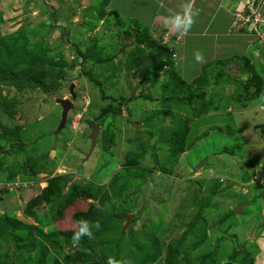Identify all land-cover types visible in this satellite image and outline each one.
Masks as SVG:
<instances>
[{"label": "rangeland", "instance_id": "obj_1", "mask_svg": "<svg viewBox=\"0 0 264 264\" xmlns=\"http://www.w3.org/2000/svg\"><path fill=\"white\" fill-rule=\"evenodd\" d=\"M99 1L0 0L3 19L0 38L26 34L29 47L40 44L49 50L52 58L61 62L63 73V78L50 94L37 88H26L17 93L12 87L7 91L9 87L0 82L1 96L7 101L17 99L14 118L0 108V133L19 126V135L28 145L19 154L12 151L7 155V160L15 165L12 171L17 174L18 188L7 184L2 173L8 174L9 171L0 169V219L14 217L27 225L25 229L12 228L11 232L0 237V264H40L42 261L43 264H107L109 258L105 262L100 258L98 261H83L88 250L73 245L70 240L65 241L67 233L78 230L74 215L95 214L97 200L76 196L62 210L61 219L55 220L56 202H45L42 190L48 186L47 180L58 173L66 175V181H71L68 187L63 188V194L74 183L106 187L114 174L124 173L128 153L134 152L142 141L150 151L138 169L129 170L134 185L119 198L109 196L113 209L109 208L110 203L104 205L106 211L113 212L116 220L120 215L132 216L129 223L125 219L120 220L123 242L112 258L121 264H140L144 258L139 253L140 245L149 250L156 242L161 254L152 264H164L167 252L174 244H178V255L165 264H229L230 261L233 262L231 264H247V260L252 264H264V143L255 128L256 125H264V111L258 108L261 96L245 107L246 99L237 95L238 92L243 95V90H237L236 84L249 76L243 63L228 64L227 70L214 63L207 70L209 82L206 86L197 88V83L191 84L193 94L205 91L204 101L213 102L218 107L216 111L212 109L192 120L185 151L171 159L167 142L171 134L169 128L175 116L187 117L188 114L184 110L166 109L168 105L161 103L163 96L169 95L161 86L165 76L158 77L162 72H153L147 65L148 69H141L143 74L132 70L133 76L125 69L117 68V62H125L130 49L126 47L119 51L122 44L129 42L123 38L125 33L144 23L145 15L132 10L133 5H127L126 0H109L104 14L99 17ZM235 8L233 5L232 11ZM111 11L119 14L120 23L108 15ZM134 15L141 19L140 24L134 20ZM147 30L150 37L161 45L171 35L166 30L162 35L155 30L154 33ZM257 42L248 54L239 53L242 55H235L233 59H246L263 78L264 55L261 53L264 54V46L257 45ZM94 45L101 56L113 57L111 62L103 64V68L88 61L81 66V59L77 57L76 47L87 53V49L94 51ZM253 50L256 55L260 54L257 61ZM146 51L149 55V49ZM154 60L149 58L146 64ZM110 65L116 67L115 72ZM87 71L98 81H105L106 76L114 74V78L104 82L106 95L118 100L135 95L138 100L129 103L131 114L123 110L120 116L102 117L100 113L108 106L109 100L101 98L99 89L86 76ZM183 93L179 92L175 99L186 94ZM60 100L72 104L62 125ZM162 112L170 115L163 116ZM148 115L154 116L159 123L151 126L147 124L149 120L142 122ZM88 121L100 126L97 144L92 151H89ZM134 123H141V131L149 135L147 139L137 138ZM105 130L114 137L109 152L103 149ZM244 132L248 133L246 138L241 136ZM150 154L158 157L160 166L166 168L168 174L160 171ZM31 156L38 160L46 156L48 168L30 176L27 158ZM140 169L146 170L142 173L144 177L139 176L135 180ZM149 169L155 170L154 173H149ZM254 176L261 181L252 182ZM34 198L40 202L31 209L35 214L32 217L25 213V209ZM244 202L247 204L241 213L236 214L234 210ZM105 215L101 211V216ZM212 227L219 231H213ZM36 229L48 238L39 237ZM29 233H34L37 238H32L33 244ZM183 233L185 239L182 238ZM21 237L24 242L20 241ZM43 250L46 251L45 256L42 255Z\"/></svg>", "mask_w": 264, "mask_h": 264}, {"label": "trees", "instance_id": "obj_2", "mask_svg": "<svg viewBox=\"0 0 264 264\" xmlns=\"http://www.w3.org/2000/svg\"><path fill=\"white\" fill-rule=\"evenodd\" d=\"M108 3L109 0L99 1V6L97 7V16L100 17L102 16V14H104L105 7ZM108 15H112L116 18L117 23H120L119 14L116 11H111L108 13ZM2 23V13L0 12V24ZM123 38H126V40L129 42L122 44L119 51L125 50L126 47H129L130 49L126 55L125 62H117V68L125 69V71L131 75H133L131 73L132 70L142 73L143 70L141 69H148L147 65L150 66L151 71L153 72H163L166 76V80L161 86L163 87V90L168 91L169 95L163 96L161 103L163 105H168L166 109H173L177 112L184 110L185 113L188 114L187 117H180V115L175 116L173 119L174 122L169 128L171 134L167 142L170 144V157L171 159L176 158V156H179L183 151H185L184 149L186 147V139L190 130L189 125L192 120L203 116L212 109L213 111H216L218 107L217 105H214L213 102L211 103L210 101H204V97L206 95L205 91L201 90L196 95L190 91V86H192L191 84L193 83H197V88H200L202 85L206 86V84H208L209 79L207 80L206 73L208 68L212 66V63L203 66L201 68L200 75L190 85H186L184 81L180 80V78L175 74L173 70L170 59L171 52L169 51V49L166 46L155 42L150 37V34L145 27L143 28L140 25L136 29H131L129 32L125 33ZM28 44L29 43L27 41L26 34L24 36L23 33H19L15 36L10 35L0 38V82L5 83L9 87L7 91H11L12 87H14V90L17 93L23 91L26 88H37L43 93L50 94L55 90V87H57V83H59V81L63 78V73H61L62 71L60 69V67H62V64L60 61H56L55 59H53L51 54H49L50 51L43 49L40 44L33 45L32 47H29ZM93 48H95L94 51H92L91 49H87L88 52L83 53L80 51L79 47H76L75 51L77 57L81 59V66L85 65V62L88 61L92 62L97 67L99 66L100 68H103L104 63H106L107 61H112L113 57L110 58V56H108L107 58H105L101 56L100 51L95 47V45L93 46ZM147 49H149V55H147ZM149 58L155 60L152 62L150 61L151 63L148 61V64H146V61ZM233 61L236 62V64H239V62L243 63L242 66L247 70L246 73L249 74L247 80L240 83L237 81L238 84H236L237 90L239 88H242L243 90V95L239 94L241 92H238L237 95L238 97L240 96L239 98L244 97L246 99L247 104H243L246 107L248 106V103L250 101H255L261 96L264 81L263 78L254 71V68L248 61H246V59L240 60V58H235L231 61H220L219 63H217V65H221L223 66V70H227L226 67L228 66V64H230V62ZM17 66L18 68L15 69ZM111 68L113 69V72L116 71V67L114 65ZM218 72L220 74V71ZM85 74L89 77L92 85L99 89L101 98L104 100H109L108 106L104 108L100 113L102 117L108 115H113L115 117L120 116L123 110H127L131 114L129 103H131L133 100H138V98L134 97L135 95L127 99L120 97L119 100L114 96L106 95L105 89L103 87L104 82H108L112 78H114V74L106 76L105 81H98L94 76H91L90 71H87ZM234 80H236V78ZM1 91L2 89L0 88V108H3V111H5L8 116L14 118L15 112H17L15 108L17 99L12 98L10 99V101H7L4 97L1 96ZM182 91L186 94L180 98L175 99L177 95L179 96V92L182 93ZM144 98L147 99V97ZM197 99H199V103H197ZM162 114L163 116L170 115V113L167 112H162ZM151 120H154L153 123H150ZM143 121H148L147 124L149 123L151 126H156L159 123L154 119V116L152 115L144 117L142 122ZM255 128L259 130L264 142V125H257L255 126ZM107 130L104 131L103 149L109 152L111 150L114 137L112 134H109ZM19 132L20 127L15 126L11 129H4L3 132L0 133V141L4 142L3 144L0 143V169L3 172L9 171L8 174L2 173V177L5 176L6 178L4 180L7 182L13 181L15 177H17V174L13 173V166L15 165L11 164L9 160H7V155H9L12 151H15V153L19 154L20 152H22V149L28 146L27 143L24 142L22 137L19 135ZM107 133L108 136H106ZM135 134L137 133L135 132ZM41 136H43V134ZM137 138L141 139V136H138L137 134ZM29 151V153L32 154L31 149ZM149 151L150 149L145 142H139L134 152H130L127 155V158L129 160L127 161L126 167L123 170L124 173L114 174L110 178L106 187H103V185H94L93 183L88 185H79V183H74L71 185L68 192H65L63 194V188L68 187L71 183V181L65 180V178L67 179L66 175L58 174L53 178L47 180L48 186L42 190V198H44V201L48 203L51 201L56 202V212L54 214L55 216H53V219L55 220L61 219L62 210L66 206H68L70 202L74 198H76V196L97 200L95 206L96 208L97 204L100 205V209L97 208L95 214H90L88 216L81 213H76L73 218L78 225V230L71 231L70 233H67L65 235V241L68 242V240H70L72 242V237L76 232L79 231V228L81 226L79 222L81 220L88 222V227L93 234V238L89 239L86 235L82 236L78 244L81 247H84L86 251L88 250V253H86L82 258L83 261L88 259L98 261L97 259L100 258L99 260L101 262H105L107 258L116 255V252L121 249V243L123 242V239H121L120 235V232L122 230L120 229L121 221L114 219V217L112 216L113 212H109L108 210L106 211L104 205H108V203H110V207H108L110 209H113V205H111L109 196L119 198L125 192H127L131 186L134 185V179L130 178L129 170L138 169L140 162L144 160L146 154L149 153ZM150 156L152 157L153 161L158 164L160 171L163 174H168V170L163 166H160L158 157L153 154H150ZM44 159L40 158L38 160L35 157L33 158V156L27 158L30 166L28 171L30 176L39 174L40 170H43V168L45 167L48 168V159L46 156H44ZM3 165H5V167H3ZM19 169H21V171L23 170L22 168ZM139 171L140 172L135 176V180L136 177H144L142 173L146 170L140 169ZM154 171L155 170L153 169H149V173L151 174L154 173ZM39 202V199H31L27 203L25 213L28 216L34 217L35 214L31 211V209L33 208V206L39 204ZM101 211L103 213H106L104 217L101 216ZM232 213L233 212L231 211L230 214ZM96 223H99V229L95 227ZM25 227H27V225L17 220L16 218L4 216L0 219V237L2 238L5 232H11L12 228L25 229ZM117 232H119L118 235ZM35 233H37L39 237H42L43 239H45V237L48 238V235H44L40 230L36 229ZM184 233L182 238L185 239ZM147 234L150 236L149 232H147ZM28 237H31L30 241H32L31 243L33 244L32 238H36L34 233H29ZM20 241L24 242L22 237ZM177 245L174 244L169 248L167 252L168 257H166L164 264L170 263L174 258H176V256L178 255ZM138 246L139 245H136L137 248ZM116 247L117 249L115 250L114 248ZM45 252V250L42 251L43 256H45ZM113 252L115 253L113 254ZM139 253L142 254V257L144 256L140 264H152L157 261L161 254L156 242L154 248H151L149 250H146L143 245H140ZM245 263L252 264V261L247 260ZM40 264H43V261L40 262Z\"/></svg>", "mask_w": 264, "mask_h": 264}, {"label": "crops", "instance_id": "obj_3", "mask_svg": "<svg viewBox=\"0 0 264 264\" xmlns=\"http://www.w3.org/2000/svg\"><path fill=\"white\" fill-rule=\"evenodd\" d=\"M126 1L127 5H133L132 10L144 13L145 22L141 24L139 23L141 19L133 16L138 24L149 29L151 33H154V30L160 35L165 30L171 33L166 41H162V44L171 49V54L175 55V57H171L173 70L186 85H190L200 75L203 66L209 63L217 64L220 61H231L235 55L244 54L245 56V53L248 54L249 50L254 48L255 42L252 37L237 31L233 26V0H195L193 7L198 10L199 15L187 33L175 30L171 23H166V18L170 14L182 13V5L188 0ZM197 51L203 54V63L195 60L194 54ZM256 53L255 50L252 51L256 57L255 61L260 55H256ZM261 55L264 54L261 53ZM163 76L165 75L161 73L158 77L162 78ZM148 77L152 78V76ZM247 135L248 133H241L243 137ZM57 138L59 140L61 135ZM55 143L56 138L54 137L53 144Z\"/></svg>", "mask_w": 264, "mask_h": 264}, {"label": "built area", "instance_id": "obj_4", "mask_svg": "<svg viewBox=\"0 0 264 264\" xmlns=\"http://www.w3.org/2000/svg\"><path fill=\"white\" fill-rule=\"evenodd\" d=\"M233 5H236L233 11L234 28L250 35L254 42L258 41L257 45L264 46V0H233ZM259 108L264 110V83ZM259 180V177L254 176L252 182ZM8 185L18 187L16 182Z\"/></svg>", "mask_w": 264, "mask_h": 264}, {"label": "clouds", "instance_id": "obj_5", "mask_svg": "<svg viewBox=\"0 0 264 264\" xmlns=\"http://www.w3.org/2000/svg\"><path fill=\"white\" fill-rule=\"evenodd\" d=\"M194 2H195V0H188L187 3H185V4L182 5V9H183L182 10V13H176L175 15H171L170 14L169 17L166 18V23H171L172 27L175 30H177V31H183L184 33H187L191 29V27L195 24V22H196V19L195 18L199 15L198 10H195L194 7H193ZM162 45H164V44H162ZM164 46H166V45H164ZM169 51L171 52V49H169ZM194 55H195V60L197 62H199V63H203L204 62V56H203V54L201 52L197 51ZM171 57H175V55L174 54H171ZM171 57H170V59H171ZM258 108H259V106H258ZM134 124H136V123H134ZM97 125H98L99 131H100V126H99V124H97ZM139 126H140V129H139L140 132H143V131H141V125H140V123H139ZM88 128H89V131H90L89 140L91 141L90 136L92 134V129L89 126H88ZM99 131L97 133L96 143H95V146L93 147V149L96 147ZM146 136H148V135H146V133H145V136H141V137H145L146 138ZM91 145H92V142H91ZM91 145H90V150L89 151H92L93 150L91 148ZM16 179H15V181H10L7 184H13V183L16 182V183H18V187H19V184L20 183ZM97 208L100 209V205L99 204H97ZM79 223L81 225L80 228H79V231L76 232L74 234V236L72 237L73 245H78L80 239L82 238V236H85L86 235V236H88L89 239H92L93 238V234H92V232L90 231V229L88 227V222L81 220ZM95 227L97 229H99V227H100L99 223H96L95 224ZM107 264H121V262L116 261L112 257H109Z\"/></svg>", "mask_w": 264, "mask_h": 264}, {"label": "water", "instance_id": "obj_6", "mask_svg": "<svg viewBox=\"0 0 264 264\" xmlns=\"http://www.w3.org/2000/svg\"><path fill=\"white\" fill-rule=\"evenodd\" d=\"M58 103H60V104L63 106V112H62L63 115H62V120H61V125H62V123H64L63 121L65 120V115H66V113H67V110L70 109V108H72V104H71V102H69V101H67V100H60V101H58ZM87 125L92 129V134H91L90 138H91V142H92L91 148L93 149V147L95 146V143H96V137H97V133H98V131H99V127H98V125H97L95 122H93V121H88V122H87ZM134 128H135V131H136L140 136H145V133L140 132V130H139V129H140L139 124H134ZM263 165H264V157H263ZM245 204H247V203H246V202L241 203V204H240V205L234 210V212H235L236 214L241 213V211H242V207H243ZM116 218H117V220H123V219H125V220L127 221V223H129V222L131 221L132 216H130V215H120V216H117Z\"/></svg>", "mask_w": 264, "mask_h": 264}, {"label": "flooded vegetation", "instance_id": "obj_7", "mask_svg": "<svg viewBox=\"0 0 264 264\" xmlns=\"http://www.w3.org/2000/svg\"><path fill=\"white\" fill-rule=\"evenodd\" d=\"M212 229H213V231H214V230L219 231V230H217L215 227H212ZM231 263H233V262L230 261L229 264H231Z\"/></svg>", "mask_w": 264, "mask_h": 264}]
</instances>
